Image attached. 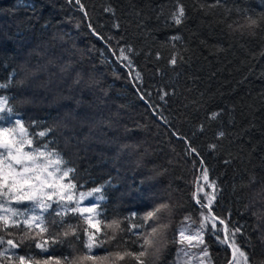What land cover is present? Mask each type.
<instances>
[{
    "label": "trees",
    "instance_id": "16d2710c",
    "mask_svg": "<svg viewBox=\"0 0 264 264\" xmlns=\"http://www.w3.org/2000/svg\"><path fill=\"white\" fill-rule=\"evenodd\" d=\"M179 6L185 16L177 25L172 14ZM0 17L8 22L0 29V93L8 96L34 139H38L36 133L51 129L41 145L58 151L75 169L78 188L89 191L103 186L102 225L113 220L120 221L121 228L141 223L153 208L145 211L138 203L117 200L123 186L116 169L108 165L112 159L95 153L85 157L75 152V144L65 145L60 136L62 119L57 121L55 109H30L25 114L18 97L22 75L17 48L28 50L27 43L49 48L54 55L51 66L64 61L63 44L75 54V69L94 78L107 96V113L93 108L90 98L86 99L87 117L100 118L111 132L103 130L108 140L134 158L136 167L117 165L123 174L129 173L130 193L144 195L155 184L168 193L165 203L169 208L161 222L169 227L159 259L149 257V264H174L177 244L172 242L173 236L177 238L185 217L193 219L198 214L194 182L202 168L217 185L212 214L224 219L229 229H241L235 241L247 253L249 264H264L263 213L252 205L254 195L264 201V0H219V4L217 0H0ZM249 17L260 20V27L247 34L230 31L239 19ZM121 48L130 65L120 56ZM38 53L24 69L45 60L42 47ZM173 55L177 56L175 65L169 63ZM130 66L139 73L138 80ZM212 113L219 115L212 119ZM76 129L81 135L86 131L78 127L71 133ZM221 131L223 137L218 135ZM53 219L57 223L49 225L51 238L49 234L43 237L48 239V251L35 248L41 241L25 240L13 254L60 259L62 264L65 257L83 254L82 244L91 231L87 221L71 212L57 217L49 210L46 220ZM69 226L79 239L63 236ZM147 230L145 224L139 231ZM9 231L10 239L20 238L19 229ZM103 231L111 235V229ZM119 235L128 241L130 250L136 249L132 244L136 236L130 232ZM217 237H205L210 261L228 264L231 253ZM117 244L113 241L106 247L123 251ZM94 251L105 254L103 248ZM119 264L135 261L126 258Z\"/></svg>",
    "mask_w": 264,
    "mask_h": 264
},
{
    "label": "snow or ice",
    "instance_id": "6c2138e0",
    "mask_svg": "<svg viewBox=\"0 0 264 264\" xmlns=\"http://www.w3.org/2000/svg\"><path fill=\"white\" fill-rule=\"evenodd\" d=\"M217 4H219V0H217ZM106 11H111V9H106ZM184 16L185 10L183 6H179L172 14V19L175 24L179 25ZM261 20H264V17H261ZM116 27L119 26L116 25ZM242 27L258 28L260 27V20L249 17L247 23ZM93 32L96 34L94 30ZM99 38L103 39V37ZM173 39H179V37H173ZM119 51L123 60H128L130 65L131 61L125 54V50L121 48ZM129 51H131L130 48ZM169 63L175 65L177 56L173 55ZM137 78L139 79V73H137ZM5 111L11 113L12 109L7 107L6 98H0V112ZM218 115V113H212L211 118L215 119ZM0 119L3 117L0 116ZM49 131L51 129L40 131L35 135L43 138L48 135ZM218 135L223 137L225 134L221 131ZM211 147L215 148V145H211ZM191 152L195 153L196 149L192 148ZM74 173L75 169L67 165L58 151L52 150L47 144H35L34 146V138L22 121L17 120L12 128H0V233L12 235L9 231L11 228L19 229L21 232L19 242L13 239L5 240L4 235H0V245H8V248L0 251V264H62L60 259L41 260L35 256L9 255L10 249L19 248L25 240L35 241L37 238H40L41 242L35 243V248L40 249L41 252L48 251L45 247L48 239L43 237L44 234H49V238H51L49 225L57 223L55 219L46 220L44 214L49 213L50 209L55 212L57 217L61 216L62 212L65 214L71 212L83 216L89 228L94 229V231H88L87 241L82 244L83 254L72 259L65 257V264H119L126 258H132L135 264H149V257L153 261L159 259L162 246L157 243V240L167 231L169 225L158 224L157 221L160 214L165 212L169 205L160 204L156 206L152 211L146 213L141 223L133 222L125 228H121V222L118 220L102 225V222L97 219L101 215L100 205L92 204L88 207H81V203L88 197H94L98 201L106 199L103 195V186L94 187L86 192L79 191L77 183L74 182L76 179ZM202 179L206 187L213 189L211 193L204 192L203 197L197 198V203L206 208L208 214L203 215L195 230L191 225H183L178 229V239L174 234L172 242L181 246L177 252V261L174 264H178L181 254L190 257L188 250L194 248L200 250L201 255L198 257L200 264H206L210 259L208 246L204 239L206 230H216L217 234L223 231L224 236L220 242L231 249L228 264H249L247 253L235 241V236L241 229H229L224 219L212 214L211 205L216 199L217 185L215 181H209L206 168H202ZM202 190L198 187V191ZM205 199L206 203L203 202ZM24 202H29L32 207L21 211L19 208L11 206ZM53 204L57 205L60 210L53 208ZM20 217L23 219H19ZM187 219L189 218L185 217V220ZM59 223L63 224L64 222L61 220ZM145 224L148 225L149 230L139 231L144 228ZM217 224L221 225L222 228L218 229ZM104 228L111 229V235L103 231ZM32 230H37L35 235H32ZM121 232H130L136 236V239L132 241V244L136 246L135 250L128 248V241L123 240L119 235ZM69 235L79 239L77 231L71 226L63 232L64 237ZM113 241H118L116 246L122 245L124 250L113 251L106 247L111 245ZM53 242H55L54 239ZM98 248L105 249V254L96 253L94 250ZM184 264H190V259L184 261Z\"/></svg>",
    "mask_w": 264,
    "mask_h": 264
},
{
    "label": "rangeland",
    "instance_id": "374dc122",
    "mask_svg": "<svg viewBox=\"0 0 264 264\" xmlns=\"http://www.w3.org/2000/svg\"><path fill=\"white\" fill-rule=\"evenodd\" d=\"M246 23H247V19L244 18L239 19L235 24H233L230 31L233 33H242V34L251 33L254 29L242 27ZM7 24L8 22L3 17H0V29H2V26L7 27ZM27 40L30 42L29 39ZM27 44L29 47L28 50L23 51L20 47L17 48L18 54L20 56L19 66H21V75H22V79H20V95L18 97L21 98V105L23 106V111L25 112V114H27V111H30V109L36 110L37 108H43V107H51L55 109L58 114L57 121L62 119L63 125H61L62 127H60V136H63V142L65 145H67V143H69L68 145L75 144V152L84 153L85 157H87L89 153H95L98 154L97 156H99L100 158L101 157L111 158L112 162L109 163L108 165L109 167L116 169L115 171L117 173V176L120 179L121 184L123 186L122 187L123 189L121 190L122 192L117 198L119 202L126 200L127 202L129 201V203L131 204L138 203L145 211L147 207L148 208L151 207L154 209L156 206L160 204H166L165 202H167L168 193L165 192V190H163L157 184H155L153 187L150 186L149 187L150 190L149 189L146 190L144 195H139L141 193L132 195L130 193V187H129L130 181L128 179V177H130L129 173L123 174L119 170L117 165L128 168L130 164L132 165L134 164L135 167L137 166V164L134 161V158L128 157L127 151H125L122 147L118 146V144L114 143L113 145L112 144L113 142L111 143L108 140L105 131H103L105 129L107 130V126L102 122L100 118L95 117V115L91 117H87L90 116V111L87 112L86 109L87 106L85 105L88 104V102L86 99L90 98L89 100L91 101V105L93 106V108L98 109L100 107L98 111L99 110L101 112L104 111L105 113L108 112L110 103L108 102L107 96L100 90L99 85L94 81L95 80L94 78L85 77L82 75V72L75 69L73 65L74 64L73 59L75 54L73 52L69 53L68 48L62 44L61 52L64 54L65 59L60 64V66L54 64H53L54 66H51L52 61L54 60V55L49 50V48H47L44 45H38V46L32 45L31 42ZM1 47H3V44H1L0 48ZM38 47L43 48L46 54L45 60L40 64L38 61H35L36 64L35 68L24 69L23 67L26 66V64L30 60V57L32 56L33 59V56H37V54L40 53V52L38 53ZM56 53H58V51ZM129 71H133L135 78H137V73L134 71V68L132 66H130ZM133 72H130L132 77H134ZM22 90L24 91L22 92ZM65 90L66 93L61 92ZM67 93H69L68 97L66 96ZM0 98H6L7 107L12 109L9 103L8 96L0 93ZM117 115L120 120L124 119V114H122L121 112H117ZM0 116L3 117V119H0V128H5V127L12 128L15 126V122L17 120H20L24 123V121L15 111H13V109L11 113L7 111L0 112ZM77 117H81V118L83 117V118L79 119ZM78 127L85 128L86 131L83 135H81V133L77 129L74 131V133H71L74 130V128H78ZM66 131L68 132L67 135H65ZM107 133L110 134L111 132L107 130ZM41 139H42L41 137H38V139H34V146L35 144L41 145ZM97 148H100L98 149L99 152L96 150ZM99 157L98 159H100ZM198 187L202 188L203 190L198 191ZM79 191L86 192L87 190H82L81 188H79ZM212 191L213 189L206 187L204 185L202 179V170L199 169L194 182V198L198 208V214L195 218L193 217V219L189 217H188L189 219L187 220L184 219L180 227H182L183 225H191L193 230H195L198 227L199 223L202 220L203 215L208 214V210L206 208L201 207V204L197 203V198L203 197L204 192L211 193ZM215 195H216V190H215ZM101 202L102 201H98L94 197H88L87 199L82 201L81 207H88L91 206L92 204L100 205ZM203 202L206 203V199ZM213 204L211 205V208ZM252 205L254 207H258L259 209H261L263 213L262 220H263V232H264V201L261 199L260 196L254 195V202ZM11 206L19 208L21 211H23L25 208L32 207V205L29 202H24L23 204H12ZM53 208H57V205L53 204ZM57 210L60 209L57 208ZM37 212H39L38 209ZM165 213L166 211L160 214L159 220L157 221L158 224H164L161 221ZM61 214L65 215L64 212H62ZM44 215L46 217L47 213H45ZM19 219L22 220L23 217H20ZM97 219L99 220V217H97ZM217 228L221 229L222 226L217 224ZM91 231H94V229H91ZM2 234L4 235L5 240L10 239L7 233H2ZM207 234H210L211 236L214 237H217L219 235V238L218 237L216 238L217 241L220 244L226 246V244L220 242L224 236L223 231H220L217 234L216 230H212V231L206 230L204 233V239L207 236ZM32 235L35 234L32 233ZM87 235H86V241H87ZM163 236H166V234L165 235L163 234L157 240V243L160 242L159 245H162V242H164L165 240L164 239L165 237ZM12 239L14 241L20 240V238H16V239L12 238ZM177 239H178V231H177ZM37 241H40V238H37ZM180 247L181 246L177 244L175 262L177 261V252ZM6 248H8L7 244L0 245V251H3ZM188 251L190 253L191 258L183 256L181 254L178 264H184V261L189 259H190V264H200V260L198 258L201 255L200 250L198 248H194V249H189ZM229 251L231 253V249H229ZM12 254H13V249H10L9 255ZM206 264H212L210 259L206 262Z\"/></svg>",
    "mask_w": 264,
    "mask_h": 264
}]
</instances>
